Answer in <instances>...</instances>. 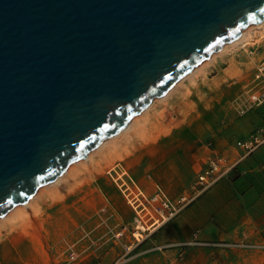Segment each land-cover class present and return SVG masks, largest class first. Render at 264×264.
<instances>
[{
  "label": "water",
  "instance_id": "95a60500",
  "mask_svg": "<svg viewBox=\"0 0 264 264\" xmlns=\"http://www.w3.org/2000/svg\"><path fill=\"white\" fill-rule=\"evenodd\" d=\"M263 21L264 0H0V218Z\"/></svg>",
  "mask_w": 264,
  "mask_h": 264
},
{
  "label": "rangeland",
  "instance_id": "374dc122",
  "mask_svg": "<svg viewBox=\"0 0 264 264\" xmlns=\"http://www.w3.org/2000/svg\"><path fill=\"white\" fill-rule=\"evenodd\" d=\"M261 43L262 52L257 60L251 62L249 69L246 68L248 71L246 69L242 72L234 71L233 66L239 58L236 52L231 53V47H228L218 56L215 55L213 59H210L212 56L207 59V63L204 61L203 67L199 65L200 69L194 75L189 74V78L179 85H174L177 88L172 87L167 97L155 99L157 101L146 113V117H149L142 120V124L146 125L144 133L147 135L149 133L173 134L170 129L174 128L177 130L174 137H179L183 132L180 127L186 123L196 130L200 143H203L200 149L204 155L195 162V168L188 181L194 179L193 177L204 164L212 158L222 157L230 162L233 161L236 158L235 142L264 123V108L251 109L244 114L239 113L240 106L246 99V91L251 86L255 69L264 62V39ZM256 45L261 46L258 42ZM237 49V53H241L242 49L239 47ZM233 54L237 57L236 62L231 58ZM139 145L140 139H136L124 151L116 152L113 156L106 154L107 149L110 148L106 145L104 149H100L101 151L94 152L90 161L84 164H76V162L71 164L69 166L71 170L67 168L70 170L69 174L66 170L57 179L59 181L52 183L55 187L52 185V187H46V185L39 188L32 197L36 196L31 203L32 206L20 207L21 211L15 219L17 222L0 221L2 223L0 224V240L2 234L9 236L15 231L22 233L24 236H30L33 241L32 245L34 243L37 247L22 251V255L27 253L32 257L34 255L46 257L54 255L53 264H66L68 247L76 241L82 230L92 228L95 223L93 214L102 205L109 202L126 215L124 201L117 190L114 177L112 178V170L117 165H125V162L137 152ZM172 167H174L172 162L166 163L165 173H172L174 170ZM130 169L126 168L130 176L131 174L134 176L135 171ZM262 175H264V154L252 155L235 167L231 174L232 180L239 177L245 178L250 183L252 180V184L258 189H263L258 192H249L237 200L264 203ZM134 181L137 182V177ZM154 185L152 187L155 189L156 185ZM162 188L170 192V195L173 193L172 185L162 184ZM24 212L28 214L27 218ZM4 252V255L0 254V264H19L18 251L6 250ZM108 253L112 254L111 251ZM42 260L49 264L47 258H42ZM38 262L42 264L39 259Z\"/></svg>",
  "mask_w": 264,
  "mask_h": 264
},
{
  "label": "crops",
  "instance_id": "0c3cea01",
  "mask_svg": "<svg viewBox=\"0 0 264 264\" xmlns=\"http://www.w3.org/2000/svg\"><path fill=\"white\" fill-rule=\"evenodd\" d=\"M145 126L143 124L141 134L129 132L126 137L114 143L119 147L117 153H121L130 143L140 139L137 152L122 168L128 173L126 168L134 170L135 175L131 174V177L134 180L137 177L136 183L146 192H152L154 184L159 187L163 184L172 185L171 195H177L196 178L195 175L194 179L188 181L195 168V162L204 155L200 149L203 143H200L196 130L188 123L180 127L183 132L179 137H174L177 133L174 128L170 129L173 134L147 135L144 133ZM168 162L174 165L170 174L164 170V165ZM262 177L264 178V175ZM259 190L263 189H258L252 184V180L250 183L245 178L223 181L153 239V244L177 245L193 239V233L197 231L200 240L236 242L242 245L233 249L177 246L160 252L154 250L148 242L138 250V255L126 264H264V203L237 200L249 192ZM4 218L5 216L0 219ZM12 219L15 220L11 217L10 221ZM32 242L30 236L16 231L9 236L2 234L0 254L4 255L6 250H15L18 251L19 264H38V259L42 264H46L42 258H47L49 264H53L54 255L32 257L28 253L21 254L26 249L37 248Z\"/></svg>",
  "mask_w": 264,
  "mask_h": 264
},
{
  "label": "built area",
  "instance_id": "2783aa9c",
  "mask_svg": "<svg viewBox=\"0 0 264 264\" xmlns=\"http://www.w3.org/2000/svg\"><path fill=\"white\" fill-rule=\"evenodd\" d=\"M260 107L264 108V62L255 69L239 113L244 114ZM234 149L236 158L233 161L222 157L208 160L194 181L177 195H170L159 186L152 192H146L121 165L115 166L112 178L124 201L126 215L109 202L102 205L93 214L95 223L92 228L82 230L76 241L68 247L66 264H126L148 242L160 252L177 246L233 249L242 245L200 240L197 231L193 233V239L177 245L153 244V239L174 219L200 202L217 185L231 180L235 167L252 155L264 154V123L239 138Z\"/></svg>",
  "mask_w": 264,
  "mask_h": 264
},
{
  "label": "bare ground",
  "instance_id": "6f19581e",
  "mask_svg": "<svg viewBox=\"0 0 264 264\" xmlns=\"http://www.w3.org/2000/svg\"><path fill=\"white\" fill-rule=\"evenodd\" d=\"M257 31V32H256ZM258 31H260V32H258ZM256 33H257V35H256ZM264 39V21L262 22V23H260V24H257V25H250V26H248L247 28H245V29H243L242 30V32H241V36L239 37V39H237L236 41H234V42H232V43H230V44H226V45H224L223 46V48L218 52V53H216V54H213L212 55V58H210V59H213L214 57H215V55H217L218 56V54L220 53H222V52H224V51H226V49L228 48V47H231V53H234L235 54V52H236V55H238V58H239V60L237 61V63L236 64H234V66H233V68L235 67V69H234V71H239V72H242L243 70H245L246 68H248V66H250V64H252L251 62H254V60H257L258 59V56L260 55V53L262 52L261 50H262V43H261V40H263ZM256 42H258V44L259 45H261V46H257L256 45ZM237 47H239V49H242V51H241V53L239 52V53H237L238 52V49L236 50V48ZM228 51V50H227ZM229 51V52H230ZM227 53V52H226ZM234 54L233 55H231V58H232V60L233 61H235L236 62V60H235V58H237L236 56H234ZM204 63V62H203ZM202 63V64H203ZM206 63H207V61H206ZM202 64H200V66L202 65ZM200 66H198L197 68H195L194 70H193V72L190 74V75H194V73L197 71V70H199L200 68ZM204 65H202V67H203ZM249 69V68H248ZM247 70V69H246ZM248 71V70H247ZM239 74V73H238ZM242 74V73H241ZM240 74V75H241ZM235 76H236V73L234 74ZM190 76L188 75V76H186V78H184V79H182V80H180L176 85H179L180 83H182L185 79H187V78H189ZM176 87V86H175ZM175 87H173V88H175ZM177 88V87H176ZM173 90H175V89H173ZM169 92V91H168ZM171 92V91H170ZM169 92V93H170ZM173 92V91H172ZM169 93H167L164 97H162V98H159V99H164L165 97H167L168 96V94ZM155 101H157V100H153L152 101V103H151V105L146 109V110H144L143 112H141L139 115H137V116H135L131 121H130V123H129V125L126 127V129L125 130H123L122 132H120V133H118L117 135H115V136H113V137H111V138H109V139H107V140H105L104 142H102L96 149H94L93 151H91L88 155H87V157L85 158V159H82V160H80V161H78V162H76V164H78V163H82V164H84V163H86V162H88V161H90L91 160V158H92V154L94 153V152H96V151H98V150H100V149H104V147L106 146V145H109V149H107V151H106V154L108 153V155H110V156H113V155H116V152H117V149L119 148L117 145H115L116 144V142L119 140V139H122L123 137H126L128 134H129V132L130 131H133V132H136L137 134H141V132H142V130H143V124H142V120H144V118H146V113H148V111H149V109L150 108H152V106L154 105V102ZM163 101V100H162ZM148 115V114H147ZM141 121V122H140ZM120 137H122V138H120ZM144 137V136H143ZM111 143H115V144H113V145H110ZM101 151V150H100ZM99 151V152H100ZM74 166V165H73ZM71 167H69V169H70ZM73 168V167H72ZM67 170V172L66 173H68V172H70V170ZM69 174V173H68ZM57 181H59V180H57ZM61 181V180H60ZM53 185H55V184H49V185H47L46 187H52ZM53 187H55V186H53ZM38 194V193H37ZM36 194V195H37ZM36 197V196H35ZM35 197L34 198H31L26 204H24V205H18V206H16L15 208H13L6 216H5V220H7L8 218H10L11 219V217L12 218H14V219H16V217H18V215H19V213H20V211H21V209H20V207H23V206H26V205H31V203H33L32 201H34L35 200ZM34 199V200H33ZM36 203V202H35ZM32 206V205H31ZM33 206H34V204H33ZM30 207V206H29ZM31 208V207H30ZM35 210H36V207L34 208ZM25 214H26V217L25 218H27V213L26 212H24ZM35 213V212H34ZM36 213H37V211H36ZM35 213V214H36ZM24 214V215H25ZM21 215V214H20ZM22 215H23V213H22ZM21 215V216H22ZM24 218V219H25ZM4 219H1L0 221H2V220H4ZM9 219V220H10ZM19 219V218H18ZM20 219H22L21 217H20ZM14 221H16V220H13L12 219V223L14 222ZM8 222V221H7ZM17 222V221H16ZM19 222V221H18ZM0 224H2V223H0ZM4 225H6L5 223H3ZM10 224H11V222H10Z\"/></svg>",
  "mask_w": 264,
  "mask_h": 264
}]
</instances>
